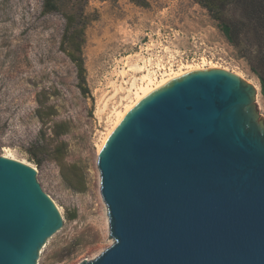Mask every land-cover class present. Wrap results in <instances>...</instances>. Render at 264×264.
Listing matches in <instances>:
<instances>
[{
	"label": "water",
	"instance_id": "water-1",
	"mask_svg": "<svg viewBox=\"0 0 264 264\" xmlns=\"http://www.w3.org/2000/svg\"><path fill=\"white\" fill-rule=\"evenodd\" d=\"M259 88L217 68L155 89L97 156L112 245L80 264H264ZM32 166L0 156V264H37L62 227Z\"/></svg>",
	"mask_w": 264,
	"mask_h": 264
},
{
	"label": "rangeland",
	"instance_id": "rangeland-1",
	"mask_svg": "<svg viewBox=\"0 0 264 264\" xmlns=\"http://www.w3.org/2000/svg\"><path fill=\"white\" fill-rule=\"evenodd\" d=\"M74 1L84 4L86 16L85 93L64 38L65 9L46 12L43 0H0V156L36 169L63 218L37 264H80L112 245L97 144L112 112L146 78L205 60V68L212 64L259 88L264 120L254 61L226 41L195 0H147L145 7L129 0H70L67 10Z\"/></svg>",
	"mask_w": 264,
	"mask_h": 264
},
{
	"label": "trees",
	"instance_id": "trees-1",
	"mask_svg": "<svg viewBox=\"0 0 264 264\" xmlns=\"http://www.w3.org/2000/svg\"><path fill=\"white\" fill-rule=\"evenodd\" d=\"M129 1L137 6H147V0ZM195 1L217 22V27L226 41L234 48L241 46V52L252 58L254 65L250 70L257 77L261 95L264 97V0ZM74 2L67 10L70 0H43V9L46 12L65 9L66 12L62 13L65 19L64 38L71 50L69 57L77 69L79 87L85 93V69L81 49L86 16L83 11L84 4L81 5L80 1ZM75 53H78V56Z\"/></svg>",
	"mask_w": 264,
	"mask_h": 264
},
{
	"label": "bare ground",
	"instance_id": "bare-ground-1",
	"mask_svg": "<svg viewBox=\"0 0 264 264\" xmlns=\"http://www.w3.org/2000/svg\"><path fill=\"white\" fill-rule=\"evenodd\" d=\"M206 68H214V66L212 64H209V66H207ZM206 68H205V60H203L199 64H182L180 66H177V68L175 69H171L169 67L168 69L163 70L157 76L146 78L140 85H138L135 88L132 96L128 99V101H126L122 105L121 109L112 112L111 117L109 118V126L107 128V131L103 133V135H101L99 142L97 144V155L101 151L107 137L119 124V122L122 120L124 115L146 95H148L155 89L159 88L160 86L164 85L173 78L179 77L189 71H193L196 69H206ZM3 156L10 159H14L8 155H3Z\"/></svg>",
	"mask_w": 264,
	"mask_h": 264
}]
</instances>
